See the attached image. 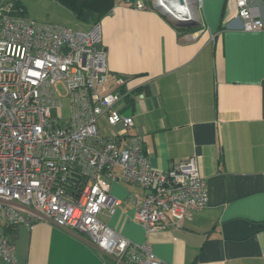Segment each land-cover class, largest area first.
I'll use <instances>...</instances> for the list:
<instances>
[{
  "label": "crops",
  "instance_id": "crops-1",
  "mask_svg": "<svg viewBox=\"0 0 264 264\" xmlns=\"http://www.w3.org/2000/svg\"><path fill=\"white\" fill-rule=\"evenodd\" d=\"M139 1L148 7L137 9ZM236 2L204 0L196 26L182 28L147 0H115L99 22L108 69L126 78L119 91L129 94L116 107L134 119L128 134L163 172L196 156L208 183L206 208L150 236L135 219L148 191L110 183L122 204L100 220L134 244L149 242L164 264H264V230L243 241L222 231L236 219L264 223V29L241 30ZM248 2L264 22V0ZM99 123L102 134L112 132L105 118ZM7 233L15 262L0 264H118L88 236L47 222Z\"/></svg>",
  "mask_w": 264,
  "mask_h": 264
},
{
  "label": "built area",
  "instance_id": "built-area-1",
  "mask_svg": "<svg viewBox=\"0 0 264 264\" xmlns=\"http://www.w3.org/2000/svg\"><path fill=\"white\" fill-rule=\"evenodd\" d=\"M174 1L197 9L204 0H147L166 9ZM236 4L241 30L264 29L248 0ZM13 11L0 9V259L15 262L7 229L40 221L88 236L118 264H164L149 242L132 243L99 216L122 204L110 195V183L122 182L148 191L136 202L135 216L148 236L190 220L210 200L198 158L157 170L141 138L128 134L134 119L116 107L129 94L119 91L126 78L108 69L100 23L73 30ZM60 86L71 105L65 123L54 117L62 105ZM101 118L113 129L109 135L101 133ZM80 178L86 183L76 198L70 191Z\"/></svg>",
  "mask_w": 264,
  "mask_h": 264
},
{
  "label": "rangeland",
  "instance_id": "rangeland-1",
  "mask_svg": "<svg viewBox=\"0 0 264 264\" xmlns=\"http://www.w3.org/2000/svg\"><path fill=\"white\" fill-rule=\"evenodd\" d=\"M17 3H20L26 10L21 17L29 20H34L41 24L59 25L73 30L87 31L91 29L88 24L76 20L70 10L52 0H0V9L12 7ZM19 16L17 15V17ZM60 92L63 95L61 99L62 105L58 110L54 111V117L59 118L62 123H65L71 116V105L69 98L65 96L66 91L62 86H60ZM101 125L99 123V127Z\"/></svg>",
  "mask_w": 264,
  "mask_h": 264
},
{
  "label": "trees",
  "instance_id": "trees-1",
  "mask_svg": "<svg viewBox=\"0 0 264 264\" xmlns=\"http://www.w3.org/2000/svg\"><path fill=\"white\" fill-rule=\"evenodd\" d=\"M55 3L61 5L62 7L70 10L76 20L84 24H96L99 23L101 19L106 16L114 7L115 0H52ZM14 15H23L26 10L20 4L13 5ZM76 190H72L75 197L80 194L81 187L86 183L84 178L77 179Z\"/></svg>",
  "mask_w": 264,
  "mask_h": 264
},
{
  "label": "water",
  "instance_id": "water-1",
  "mask_svg": "<svg viewBox=\"0 0 264 264\" xmlns=\"http://www.w3.org/2000/svg\"><path fill=\"white\" fill-rule=\"evenodd\" d=\"M181 2L183 0H180ZM156 10H158L163 16H165L167 19L170 20L175 26L178 27H193L196 26L197 21L184 17V16H177L173 13H170L166 8H164L161 5H157ZM190 29V28H187ZM264 230V223H253L248 220L244 219H236L229 222H226L222 226V231L224 234V237L229 240L234 241H243L247 240L250 237L256 235L260 231Z\"/></svg>",
  "mask_w": 264,
  "mask_h": 264
},
{
  "label": "bare ground",
  "instance_id": "bare-ground-1",
  "mask_svg": "<svg viewBox=\"0 0 264 264\" xmlns=\"http://www.w3.org/2000/svg\"><path fill=\"white\" fill-rule=\"evenodd\" d=\"M170 13H173L177 16H184L188 18H192L194 20L197 19V11H196V6L195 4H191L186 6V5H181L179 3L171 2L170 5L167 8Z\"/></svg>",
  "mask_w": 264,
  "mask_h": 264
}]
</instances>
